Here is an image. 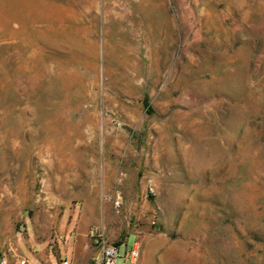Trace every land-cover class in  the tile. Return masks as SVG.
<instances>
[{
    "label": "rangeland",
    "instance_id": "obj_1",
    "mask_svg": "<svg viewBox=\"0 0 264 264\" xmlns=\"http://www.w3.org/2000/svg\"><path fill=\"white\" fill-rule=\"evenodd\" d=\"M94 238L264 264V0H0V247Z\"/></svg>",
    "mask_w": 264,
    "mask_h": 264
},
{
    "label": "built area",
    "instance_id": "obj_2",
    "mask_svg": "<svg viewBox=\"0 0 264 264\" xmlns=\"http://www.w3.org/2000/svg\"><path fill=\"white\" fill-rule=\"evenodd\" d=\"M94 244L99 249V253L92 258L90 264H116L119 258V246L115 243L108 242L104 239L99 241L98 238L93 239ZM139 256L136 248L125 253V260L133 263ZM0 264H33L27 257L11 254L9 251L0 247ZM59 264H72L71 260L62 259Z\"/></svg>",
    "mask_w": 264,
    "mask_h": 264
}]
</instances>
